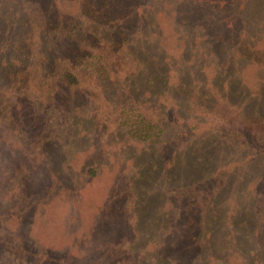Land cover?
<instances>
[{"label": "rangeland", "instance_id": "374dc122", "mask_svg": "<svg viewBox=\"0 0 264 264\" xmlns=\"http://www.w3.org/2000/svg\"><path fill=\"white\" fill-rule=\"evenodd\" d=\"M150 1L168 13L161 16L168 43H174L173 19L177 33L199 29L211 44L220 37L201 63L220 58L229 65L227 52L239 38L264 43V0ZM47 3L30 0L29 6L43 9ZM140 32L136 29L134 38L141 50L159 52L154 36L149 46ZM174 50L166 48L165 54L175 57V69L189 66ZM197 50L201 55L204 49ZM214 69L206 67L207 78ZM245 76L263 87L260 96L247 98L264 114V61L248 66ZM132 86L137 90L118 98L115 115L119 108L152 101L142 94V82ZM110 92L115 95V88ZM67 98L66 113L41 109L51 128L40 141H29L30 122L17 127L0 113V264H264L263 155L226 138L212 140L200 130L178 136L184 127L170 122L166 160L151 169L153 155L137 154L124 135L91 123L81 91ZM210 171L222 174L226 184L216 187L218 180L211 178L181 202L172 197L175 180L190 182ZM138 174L136 198L125 189Z\"/></svg>", "mask_w": 264, "mask_h": 264}, {"label": "trees", "instance_id": "16d2710c", "mask_svg": "<svg viewBox=\"0 0 264 264\" xmlns=\"http://www.w3.org/2000/svg\"><path fill=\"white\" fill-rule=\"evenodd\" d=\"M29 1L0 0V113L6 123L14 121L17 127L30 122L33 132L29 141L42 140L41 135L51 128L43 107L66 113L68 94L81 91L91 123L102 132L124 135L137 154L153 155L151 169L158 167L160 159L166 160L168 142L164 136L170 122L184 127L178 136L200 130L212 140L236 141L264 156V114L247 98L260 96L263 87L245 76L248 66L264 61V43L254 42L250 36L239 38L227 52L229 65L220 58L201 63L202 56L210 57L208 49L218 44L220 37L211 44L210 37L200 35L199 29L177 33L179 24L172 18L174 43H168L161 28V16L168 13L150 0H47L43 9L30 7ZM136 29L149 46H154L149 39L153 35L159 52L154 48L149 50L153 55L143 52L139 38H134ZM206 44L207 49L203 48ZM166 48L177 49L179 60L186 62L181 64L190 67L175 69L178 62L174 56H166ZM197 49H204L201 55ZM209 65L215 69L207 78L204 70ZM234 71L239 77L232 75ZM140 82L145 88L142 94L151 96L152 101L136 100L137 108L122 107L115 115L118 98L135 92L132 85ZM235 83L241 84L240 89ZM113 87L115 95L110 92ZM234 95H242L241 100ZM41 102L42 107L38 105ZM214 173L190 182L175 180L172 197L181 202L211 178L218 180L216 187H223L225 178ZM138 177L127 181L125 192L131 197H138ZM201 202L205 197L193 207H201Z\"/></svg>", "mask_w": 264, "mask_h": 264}]
</instances>
